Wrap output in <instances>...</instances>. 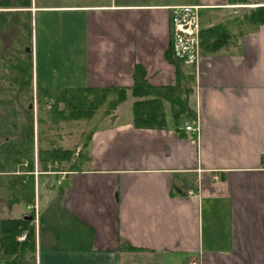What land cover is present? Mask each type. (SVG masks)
<instances>
[{
  "label": "crops",
  "instance_id": "crops-1",
  "mask_svg": "<svg viewBox=\"0 0 264 264\" xmlns=\"http://www.w3.org/2000/svg\"><path fill=\"white\" fill-rule=\"evenodd\" d=\"M27 1V7L0 11L12 13L9 19L16 15L18 31L19 24H30L35 85L127 89L92 133L87 164L61 177L60 206L92 232L91 249L39 242L27 264H264V24L233 45L200 55L196 73L180 66L195 77L196 115L188 122L197 121L199 133L192 134L185 121L178 129L133 126L134 66L144 69L150 85L174 84L176 66L165 57L171 7L219 11L237 3ZM54 17L68 21L63 87H52L39 70L53 53L52 31L43 26ZM122 244L136 250H120Z\"/></svg>",
  "mask_w": 264,
  "mask_h": 264
},
{
  "label": "trees",
  "instance_id": "trees-1",
  "mask_svg": "<svg viewBox=\"0 0 264 264\" xmlns=\"http://www.w3.org/2000/svg\"><path fill=\"white\" fill-rule=\"evenodd\" d=\"M230 1L246 3L249 0ZM28 4L27 0H0V9L27 7ZM201 9L199 10V52L202 56L214 54L237 43L243 35L256 31L264 24V5L255 6L240 15L221 20H217L215 10ZM10 15L9 12L0 11V40L9 24L16 22L15 18L9 19ZM19 25L20 31L15 28L16 24H13L9 32L10 37L5 41L7 43L3 40L0 42V68L4 70L1 72L3 77L0 81L3 85L0 84L2 85L0 93L11 97L20 93H32L31 27L29 23ZM165 57L176 66V80L172 85H150L146 81L144 69L139 65L134 66L133 85L130 88V94L137 98L132 104L134 127L161 129L172 125L178 129L184 121L195 119L194 73L181 71L180 66L183 62L172 54L170 47L166 50ZM126 96L127 89L123 87H37L35 98L41 111L47 109V103L51 102L50 108L44 111L45 118L42 114L40 118L37 117V121L47 119L52 126L61 121L81 120L85 123L86 129L80 133L81 149L76 153L77 146L74 149L63 148L55 145L54 140L45 144L38 139L37 158L41 171H61L59 168L63 167V164L67 165L66 172L77 171L84 167L89 158L85 149L92 133L98 124L125 100ZM7 101L10 102L8 99L0 100V104L6 105ZM29 110L31 109H26ZM7 116L6 112L0 114L3 120ZM29 120L28 130H17L15 126V128L11 127L13 133H9V128L4 124L0 125L2 130L0 136H3V141L0 139V202L25 206L34 203L33 177H26L23 174L11 176L15 168L26 161L28 171L32 168L31 117ZM47 167L50 169L47 170ZM61 196L62 192L59 190L55 198L58 202L55 200L49 204L47 218L38 219V233L40 227L45 229L47 227L53 236L54 248L67 245L70 249H91L92 232L60 206ZM21 234H24V238L17 239ZM66 242L69 244H65ZM119 249L136 250L124 244L120 245ZM34 251L33 211L19 218H0V263L27 264Z\"/></svg>",
  "mask_w": 264,
  "mask_h": 264
},
{
  "label": "rangeland",
  "instance_id": "rangeland-1",
  "mask_svg": "<svg viewBox=\"0 0 264 264\" xmlns=\"http://www.w3.org/2000/svg\"><path fill=\"white\" fill-rule=\"evenodd\" d=\"M259 1L264 2V0H249L246 3L238 2L233 8L228 9H220L219 11L216 10V16L217 20L224 19L229 16L234 15H240L243 12L248 11L250 8H254V6L263 4L258 3ZM245 4V5H244ZM202 10V9H201ZM12 14V13H11ZM15 14V13H13ZM14 18L16 19V15H14L11 20ZM68 21L65 17H54L49 18L47 22L45 23L47 26L45 29L48 31L51 30V40L54 44L52 47L53 53L49 55L50 60H46V64L44 66H40L41 59L43 57L44 53H41V42L43 38L41 37L40 33L43 28L38 27V34H37V42H38V62H39V70L40 72L44 71L46 72V77L50 79L52 83V87H63L65 84L66 79V63L64 61L65 58V46H67L66 39H67V32H68V26L66 25ZM17 27V25H16ZM8 30V29H7ZM63 31V34L60 32ZM10 37L9 31H4L2 35V40L5 42ZM0 40V42H3ZM32 42V37H31ZM7 43V42H5ZM16 50V49H15ZM14 52V51H13ZM15 53V52H14ZM14 55V54H13ZM35 58V52L32 51V93H20L18 96L11 97L7 94L0 93V100L8 99L10 102L7 101L6 105L0 104V114L5 113L8 115L7 118H0V125L4 124L7 126L10 130L9 133H13V128L16 126L17 130H28V127L30 128V120L29 117H31V126L33 130V155H32V168L31 171H28L27 165L28 162L26 161L23 163V165L17 166L15 168V172H13L11 176H20L23 174L24 176H32L33 177V196H34V203L33 205L25 206L24 204L19 205H11L7 202H0V218H18L22 215L21 212L25 211L24 214H30L31 211L34 212V226H35V246L37 244L42 243H50L51 240H53V236L49 229L41 228L38 233V219H46L48 214V207L49 204L52 201H55L56 199V191L59 190L60 186L63 183V179L61 178L65 173H67L66 164H63V167H58L61 171H41L38 164V158H37V140L40 139V141H43L45 144H48V142H51L54 140V144L57 146H61L63 148H69L75 149V153L78 152L81 149V145L79 144L80 141L82 142V139L80 140V133L82 131H85V123L83 121H61L58 122L56 125H49V121L47 119H41L37 121V117H41L45 114L44 111H46L48 108H50L51 102L47 103L46 108L41 111V109L38 106V103L36 102L35 98V90L37 87H40L39 85H35L33 81V60ZM11 62V60H9ZM1 65V64H0ZM54 70V71H52ZM4 70H2V67L0 68V80H2V73ZM63 78V83H62ZM40 79V78H39ZM0 84H2V81H0ZM3 85V84H2ZM0 85V86H2ZM50 84H46V86H49ZM4 98V99H3ZM26 109H31L29 111H26ZM43 114V115H42ZM45 118V115H44ZM2 130L0 129V133ZM17 134V133H16ZM1 137V136H0ZM3 141V136L0 138ZM79 144V145H77ZM87 152V150L85 149ZM76 155V154H75ZM74 155V157H75ZM50 169L47 167V170ZM15 174V175H14ZM56 202H58L56 200ZM55 212V211H54ZM47 223V222H46ZM49 227V225H48ZM22 236V234L20 235ZM19 236V237H20ZM18 237V238H19ZM17 238V239H18ZM5 264V263H3Z\"/></svg>",
  "mask_w": 264,
  "mask_h": 264
},
{
  "label": "built area",
  "instance_id": "built-area-1",
  "mask_svg": "<svg viewBox=\"0 0 264 264\" xmlns=\"http://www.w3.org/2000/svg\"><path fill=\"white\" fill-rule=\"evenodd\" d=\"M245 5V4H244ZM262 5V4H259ZM198 5H180L171 7L170 13V49L172 54L184 64L193 66L196 73L199 52V10ZM184 130L192 134L199 133L196 122H184ZM24 234L18 239H23ZM187 264H199L190 260Z\"/></svg>",
  "mask_w": 264,
  "mask_h": 264
},
{
  "label": "water",
  "instance_id": "water-1",
  "mask_svg": "<svg viewBox=\"0 0 264 264\" xmlns=\"http://www.w3.org/2000/svg\"><path fill=\"white\" fill-rule=\"evenodd\" d=\"M29 49H26V51H28Z\"/></svg>",
  "mask_w": 264,
  "mask_h": 264
},
{
  "label": "bare ground",
  "instance_id": "bare-ground-1",
  "mask_svg": "<svg viewBox=\"0 0 264 264\" xmlns=\"http://www.w3.org/2000/svg\"><path fill=\"white\" fill-rule=\"evenodd\" d=\"M256 6H258V5H256Z\"/></svg>",
  "mask_w": 264,
  "mask_h": 264
}]
</instances>
